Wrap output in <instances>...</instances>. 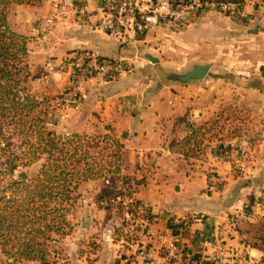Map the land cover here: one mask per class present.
I'll list each match as a JSON object with an SVG mask.
<instances>
[{
  "label": "crops",
  "instance_id": "obj_1",
  "mask_svg": "<svg viewBox=\"0 0 264 264\" xmlns=\"http://www.w3.org/2000/svg\"><path fill=\"white\" fill-rule=\"evenodd\" d=\"M260 3H257L258 7L250 1L244 3L247 20L230 18V32L226 31L230 33V54L224 49L223 30L214 21L217 18L212 12L201 14L198 20L174 35L181 43L192 47V56L188 58L190 70L195 64L210 63L203 78L186 82L169 77V73L185 72H165L167 66L159 59L156 61L159 65L150 66L146 62L148 52L141 54L140 44L121 45L103 32L73 25L58 24L44 29L48 8L45 1L41 16L34 10L40 5L12 4L9 7V26L30 38L27 41L30 72L35 75L33 80L40 81V90L46 91L44 95H58L66 84L63 75L43 77L41 65L48 56L59 57L69 50L86 48L101 57L123 56L133 61L134 70L115 80L94 78L86 82L84 98L74 109V132H83L91 125L100 124L101 120L107 122L123 143L122 171L136 178L145 177V183L137 185L133 196L148 207L151 217L146 236L153 234L150 240L145 239L147 242L144 241L145 234L141 236L144 246L148 242H159V247H166L168 243L178 241L185 247L186 255L196 254L205 262L214 258L218 264H230L237 253L244 260L243 264H252L264 257V252L246 243L234 227L235 223L230 222L228 214L242 206L251 192L250 187L249 191L245 188L246 176L229 177L230 161L212 151L216 141L205 146L200 159L185 158L170 148L193 127L229 105L223 99L226 86L218 72H264V2ZM255 27L258 31L250 32ZM59 49L56 54L54 51ZM232 82L236 83L227 87L230 93L250 89L238 76H233ZM241 99L243 96L239 101ZM246 142L244 135L219 141L230 149L244 146ZM216 176L226 181L220 192L213 185ZM252 178L254 187L264 181L263 165ZM194 216L187 227L173 234L169 219ZM164 249L160 252L149 245L139 249L133 261L124 259L123 264L182 262V258L169 256ZM243 252L247 254L246 259L240 255Z\"/></svg>",
  "mask_w": 264,
  "mask_h": 264
},
{
  "label": "trees",
  "instance_id": "obj_2",
  "mask_svg": "<svg viewBox=\"0 0 264 264\" xmlns=\"http://www.w3.org/2000/svg\"><path fill=\"white\" fill-rule=\"evenodd\" d=\"M42 1L0 0V252L14 264H64L60 244L73 229L70 217L80 183L109 172L119 176L122 168L123 143L115 136L58 134L46 126L48 103L28 89L29 37L14 31L7 16L12 4L39 5ZM202 126L193 127L170 148L185 158L196 157ZM107 139L113 150L99 148L100 141ZM106 157L113 159L112 163L106 164ZM40 159L35 175L14 176L18 167ZM131 179L136 185L145 183L143 176ZM249 200L247 207L251 208L254 196ZM145 210L150 216L146 205ZM257 222L252 241L247 238L248 230L240 234L246 243L264 252V214ZM190 260L205 264L196 254Z\"/></svg>",
  "mask_w": 264,
  "mask_h": 264
},
{
  "label": "rangeland",
  "instance_id": "obj_3",
  "mask_svg": "<svg viewBox=\"0 0 264 264\" xmlns=\"http://www.w3.org/2000/svg\"><path fill=\"white\" fill-rule=\"evenodd\" d=\"M260 1L259 3L262 5L264 0ZM39 5V8L34 10L41 16L44 15L43 1ZM255 7H258V5L255 4ZM212 13L217 18L214 21L222 27L224 49L230 54V33H226V31L230 30V17L215 11ZM179 31L157 30L149 32L146 35V41L139 43V51L141 54L144 51L148 52L156 56L160 60L159 62L165 63L167 66V71L165 72L186 73L191 67L189 63L191 61L188 58L192 56V47L191 45H184L181 43L182 41L174 36ZM35 38L36 36L33 40ZM194 46L196 47V45ZM57 51H60V49L54 52L57 54ZM146 62L150 66L160 64L159 62L153 63L148 58H146ZM176 74L182 73H169V77ZM52 75L50 74L46 77L43 75V77L47 79ZM58 75L65 76L67 83L68 77L66 74L59 73ZM217 75L221 77L224 82L223 84H225L224 86H226L224 88L223 99L228 101L229 105L219 109L204 124H201L204 127L201 131L203 133L200 139L201 145L195 151L196 157L191 158H202L205 146H210L208 145L210 142L216 141L215 146L212 147V151L215 155L230 161L231 171L229 177L238 178L246 176L244 180L247 183L245 188H248L249 191L250 187L251 193L247 196L244 204L238 206L234 212L229 213L228 217L231 223H235L234 227L238 231L248 230L247 238L252 241V236L256 232L257 221L264 214V181L254 187V181L252 180L257 168L260 169V166H264V72H218ZM233 76L243 78L245 87H249L250 89H238L230 93V88L227 87L233 86V83H236H230V79ZM34 77L35 75L33 76L30 72L27 86L32 94L39 100L46 101L49 105L46 126L51 130H55L54 128L59 129L57 133L64 136L76 133L74 132V110H72L70 117L63 124H59L55 118L56 112L54 106L57 95H44L43 93L46 91L40 90L39 84L41 85V83L37 79L33 80ZM35 82H38L37 85ZM233 89L236 90L237 88L234 87ZM242 96L244 99L239 101V98H242ZM48 112H52L51 116H49ZM65 131H68L69 134L66 135ZM78 133L90 136H105L106 134L115 136L110 126L105 127L97 123ZM243 135L247 138L244 146L232 147L230 149V147L223 146V143H219V141L225 138ZM103 146H108L109 150H113V144L110 139L100 141L99 148ZM111 160L113 159L106 157V164L112 163ZM41 161L42 159L29 166L18 167L14 171V176L18 177L22 173L30 177L35 175L40 168ZM132 177L136 178L132 174L123 172L121 168L119 176L109 172L104 177L80 183L77 190L79 194L77 202L73 215L70 217L73 229L70 234L61 239L60 244L64 264H123L124 259H127L128 262L133 261L139 249L142 250L149 247V245L157 247V250L160 252L164 251V248L167 249L169 243L166 247L162 245L159 247V242H154V240H151L154 244L148 242L145 246L141 242V236L144 234L146 236L149 226L146 227L141 224L139 214L133 209V204L130 202L131 198L134 200L133 196L137 190V185L132 181ZM225 184V179L217 176L214 177L213 185L216 191L220 192V190L224 189ZM250 196H254L255 198V202L251 208L247 207L250 202ZM248 208L250 209L248 210ZM129 210H132L134 213ZM193 218L195 216L186 218V224L184 223L178 230L175 226H170L172 232L174 233L173 230L180 232L181 229L191 223ZM151 234H148L144 238V241L150 240ZM174 242L177 244V249L181 255L180 258L183 259L182 262H189L192 255H186L184 252L185 247L178 241ZM106 247H111V249L105 250ZM240 262L243 264L244 260ZM0 264L14 263L7 260L0 252ZM141 264H145V262ZM256 264H264V257Z\"/></svg>",
  "mask_w": 264,
  "mask_h": 264
},
{
  "label": "built area",
  "instance_id": "obj_4",
  "mask_svg": "<svg viewBox=\"0 0 264 264\" xmlns=\"http://www.w3.org/2000/svg\"><path fill=\"white\" fill-rule=\"evenodd\" d=\"M47 3L44 16V29L56 24L73 25L92 31H100L114 38L121 45L144 43L149 32L157 30L176 31L195 22L205 12H219L230 18L244 21L248 13L244 3L250 1L257 4L259 0H243L242 2H220L213 0H43ZM41 69L44 75L66 74L68 82L55 99L56 120L63 124L84 98L86 82L99 78L115 80L134 69L133 61L123 56L101 57L86 48H75L60 57L48 56ZM51 116L52 112H48ZM52 122V121H51ZM100 124L110 126L102 120ZM68 135L69 132L65 131ZM143 157L138 154V157ZM220 157V156H218ZM140 162V160H139ZM133 209L139 214L143 226L150 225V216L145 204L130 199ZM186 218H171L170 222L178 230L184 225ZM186 224V223H185ZM247 244L244 246L246 251ZM169 256L180 258L177 244L169 243L166 249ZM247 258L245 252L240 253ZM238 258V259H235ZM231 264H241L239 253ZM211 259L205 264H218ZM181 262L180 264H185ZM258 263L252 261V264ZM186 264H200L190 260ZM222 264V263H220Z\"/></svg>",
  "mask_w": 264,
  "mask_h": 264
},
{
  "label": "water",
  "instance_id": "obj_5",
  "mask_svg": "<svg viewBox=\"0 0 264 264\" xmlns=\"http://www.w3.org/2000/svg\"><path fill=\"white\" fill-rule=\"evenodd\" d=\"M258 29L255 27V29L250 30V32H257ZM146 57L151 61V62H156L158 61V58L152 56L151 54L147 53ZM210 67V63H204V64H195L191 70L184 74H176L173 75L172 78L179 80L180 82H186L190 79H201L203 78L206 73L208 68Z\"/></svg>",
  "mask_w": 264,
  "mask_h": 264
}]
</instances>
